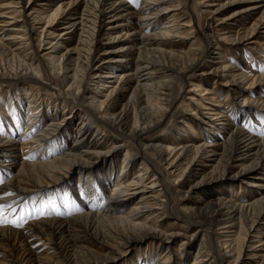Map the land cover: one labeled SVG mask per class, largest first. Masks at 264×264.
I'll list each match as a JSON object with an SVG mask.
<instances>
[{"label":"bare ground","instance_id":"6f19581e","mask_svg":"<svg viewBox=\"0 0 264 264\" xmlns=\"http://www.w3.org/2000/svg\"><path fill=\"white\" fill-rule=\"evenodd\" d=\"M129 2L0 0V171L15 174L6 184L0 180V207L14 215L43 197L46 205L60 210L22 228L2 224L0 216V264H80L81 257L89 258L83 264H117L124 248L142 243L148 244V253L131 264H237L258 257L263 263L264 128L250 131L246 126L252 119H264V97H249L264 76H250L232 64L222 41H246L264 58V44L254 40L264 28V11L235 35L219 36L211 21L225 6L219 0H137L136 7ZM192 2L200 14L192 11ZM258 8L221 20L238 15V22H244L243 14ZM184 17L189 20L181 24ZM104 20L108 27L102 31ZM194 34L201 43L174 49L177 38L185 41ZM65 37L71 46H65ZM106 40L118 45L104 49ZM198 71L203 77L188 93L196 88L199 93L183 105L185 86ZM211 74L214 91L206 93L202 83L208 84ZM10 81L20 82L16 93L10 92ZM222 83L227 94L243 93L239 103L222 105L215 87ZM90 84L94 89H88ZM41 86L56 98L41 94ZM10 93L12 102L2 103ZM114 97L119 107L112 104ZM50 102L68 113L60 119L48 114ZM180 104L211 134L209 141H198L195 128L178 114ZM47 116L45 126L34 133ZM75 119L82 123L76 125ZM71 127L79 136L59 147ZM88 135L92 139L86 141ZM121 151L124 157L118 161ZM136 166L140 171L131 177ZM199 175L190 191L206 200L205 208H189L186 199L172 207L182 180ZM215 180L253 183L260 193L233 198L228 193L232 187L225 185V191L207 200L202 186ZM173 215L177 218L171 228L196 224L209 232L210 242L203 239L196 255L186 242L168 253L176 237L184 235L179 228L159 230L160 219ZM220 230L227 235L215 242ZM252 233L258 241L248 242ZM22 245L23 260L16 254ZM160 247L166 252L160 253ZM182 250L185 255L179 254Z\"/></svg>","mask_w":264,"mask_h":264},{"label":"rangeland","instance_id":"374dc122","mask_svg":"<svg viewBox=\"0 0 264 264\" xmlns=\"http://www.w3.org/2000/svg\"><path fill=\"white\" fill-rule=\"evenodd\" d=\"M127 1H130L129 3H131L134 7L138 6L137 2H136L137 0H127ZM207 1H217V0H207ZM219 1H220V4H224L225 6L221 12V15L218 17V19L211 20L212 26L214 27V29L217 30L219 36H226L229 34L235 35L238 32V30L244 28L242 24H245L246 25L245 27H249L258 18V16H260L264 11V3L259 1V0H234V1L233 0H219ZM231 1H233V4L230 3ZM43 2H46V1H43ZM41 5H43V4H41ZM41 5L38 7H40V8L45 7V6H41ZM190 6H191V9L193 12L198 13V14L201 13L200 8L197 6V4L195 2H192V4ZM252 6L260 7V8H258L257 11L244 13L243 15H245V17H247V18H243L244 22H238V17H237L238 15H236L235 17H232L228 20H225V21L221 20L222 18L226 17L227 15L233 14V12H237V11L242 10V9H249ZM107 10H108V7H105L104 11H107ZM184 10L181 11L180 15L184 14V12H183ZM188 20L189 19H187V17H184L182 19V22H180V23L183 24V23H185V21H188ZM106 24H107V20H104V22H102V24H100V29L102 31H104V28L108 27ZM256 34L257 35L255 36V39H254L255 42L264 44V28H262L260 33H256ZM64 39H66V40H64L66 47L71 46L73 44V42L71 40H67L68 37H65ZM181 41L182 40H180L178 38L176 39L174 49H176V50L179 49V46L181 48L186 49V48L190 47L193 44V42H195V41L196 42L198 41L199 43H201V38L199 37V35L194 34L193 36L189 37V39L187 38L185 41H182V42ZM108 42L109 41L106 40L104 49L106 47L114 48L118 45L116 43L108 44ZM222 46H223V51L228 55L229 61L232 64L240 66L239 68H241L244 73L249 74L250 76H259V75L264 76V60H263L264 58H260V56L258 57V55L254 51H252L251 45H248V43L246 41L242 44H239V45H231V44H227V42L222 41ZM260 48L264 49V46H262ZM219 63L220 62L216 61L213 65L215 67H218ZM206 69H208V68H206ZM127 70L130 71L131 68H128ZM200 72L201 71L195 72L194 73L195 77L190 78L191 81H189L188 84H186V86H185L186 96L184 98L185 100L183 102V105H185L187 102H190L189 98L191 95H194V96L196 95V97H197V94L199 93L197 91L198 88H196L194 92H191L192 93L191 95L188 92L192 89L195 82L197 83L198 80H200L203 77L200 75L201 74ZM2 76L3 75L0 72V78H2ZM209 76L212 77L213 75L211 74ZM213 78L214 77H212L210 79L208 84L202 83L204 88L206 89V93L210 92L212 90L214 91V84H213L214 80H213ZM118 82L119 81H117L114 84V86H116L118 84ZM7 84L10 86V89H11L10 92L16 93L17 87H18L17 85L20 84V82L10 81ZM215 87H218L217 89H219L221 91V94H216V97H218V99L221 101L223 106L229 107V106H231V104L233 102H236V103L240 102L239 100H240V98H242L241 96L243 94V93H240L241 91H237L238 92L237 94L234 93V95H232L231 93L227 94L226 92H224L226 90L224 83L219 84V85L217 84ZM88 89L92 90V89H94V86L92 84H90V85H88ZM250 90H252V89H250ZM257 91H259V92H257ZM253 92L252 91L249 92V94H250L249 97H251V98L264 97V82H261L260 84L256 85L255 90ZM11 93L8 95L6 94L7 96L5 95L2 103L5 104V103H11L12 102V101H10ZM40 93L44 94L45 96H48L52 99L56 98L55 93L52 90L49 91V89H47L43 86L40 87ZM128 95H129V93L125 97H127ZM206 98H208V100H210L211 95H207ZM115 99H116V97H114V99L112 100V104H115L116 107H119V105H118L119 103H116ZM53 105H54V103L50 102L49 107L46 106L45 109L47 110L46 112H48V114H54V115H56V117L58 119H60L62 116L66 115L68 113L65 111L61 112L62 110L58 111L59 107L56 109L55 107H53ZM190 112L191 111H189L188 109H185L184 106H182V104H180V106L178 108V114L182 118L185 117L184 120H187L189 122V124L195 128V130L197 132V136L199 137L198 141H209L211 139V137H209L210 133L205 128L202 129V127H199L198 125L195 124V121H193V116H191ZM48 117L49 116H47L39 124V126L35 129L34 133H37L38 130H41L45 126V124L47 123V121L49 119ZM25 120H26V117H24V119L20 123V128L18 129L19 134L22 132V130L25 127ZM256 120L257 119H252V122L250 124H248L246 126V128H248L250 131H255L257 129V128L255 129V127L264 128V119H258L257 121ZM179 121L177 123H178V125H181L182 123H179ZM74 123H76V125H77V123H78V125H80L82 123V120L80 121V120L75 119ZM70 130H71L70 131L71 135L68 137V140H65V139L62 140L60 142L59 147H63L66 144L74 143L76 138L79 136L75 127H71ZM186 131H187L186 135L188 137H190L192 139V141L193 140L195 141V138H193L194 134L191 133V131H189V129H186ZM3 133H6V131H3ZM223 133H225V131ZM217 134L223 136V134H220L219 132ZM257 134H260V136H261L262 133L257 132ZM90 139H92L91 135L90 136L88 135L85 138L86 141H88ZM49 150H53V149L50 148ZM123 154H124V151H121L119 153L118 161H122V159L124 157ZM212 164H216V162L212 163ZM138 167L139 166H136L134 168V170L131 173V177H135L136 175H138V173L140 171L138 169ZM235 171L237 172L238 169H236ZM118 174H119V172H118ZM13 176H15V174H12V175L8 174L7 175V173L4 174L0 171V180L3 181L4 184H6L8 182V180ZM200 178H201V175L186 178L185 180L184 179L182 180V182H181L182 186L180 187L181 191H180L179 195L175 196L173 203H172V207H177V205H179L181 203V199H186L189 208L196 209V211H200V210H203L205 208L204 205L206 203V200L204 199L205 201L204 200L200 201L199 194L193 193L194 190L190 191L191 183L200 180ZM73 179H78V177H76V178L74 177ZM225 185L232 187L231 191L228 193L233 198L239 197L241 199H249L251 197L257 196L258 193H260V191H258V188H255L254 186H252L253 183H248V185H247V183H244V184L236 183L235 184V181H216L215 180L211 183L208 182V183L204 184V186H202V188L207 190L206 199L209 200L211 197L216 196L217 192L220 193V192L225 191L223 189V187ZM107 189H106V191L109 192L112 189L111 185ZM185 192L186 193L189 192L190 194L188 193V195H186ZM263 196H264V194L260 195V197H263ZM87 199H89V196H87L85 200H87ZM62 200L65 203L66 198L62 197ZM47 202H48L47 199L41 197L35 206L28 208L29 204H27V205L24 204L25 206L22 205L21 207H19L17 209L16 214H14V215L11 213H8V214L5 213L4 214L3 213V210H4L3 207H0V216H3L2 217V224L4 223V225H7V224L12 225V224L18 223L16 226H18L19 228H22V226H24L29 220H36L37 218L41 217L40 215L53 216L51 212L57 211L59 209L56 210V206L50 207V206L46 205ZM46 208L48 209V211H45ZM176 218H177L176 215H173V216H168L166 218L160 219L161 226L159 227V230L164 232V233H169L172 231V229L179 228V225L175 226L174 228H171L172 222H173V220L175 221ZM201 220L204 221V219H201ZM178 230H181V229L179 228ZM181 232H182L181 234H184V235H179L176 237V240L174 243H172L173 245H171V248L168 250V253L171 251L177 250L178 247L182 243L186 242L191 247V250H190L191 255H196L198 253V250H199L198 246L200 245V243L202 242L203 239L206 242H210L209 241V239H210L209 232H207L206 229L201 228L199 225L194 224L193 226L189 227V229H184V230L182 229ZM226 235L227 234H225L224 231L220 230L218 232V234H216L215 242L219 241V239H221V238H224ZM253 240H256V241L259 240V238H255V233L250 234V236L248 238V242H252ZM157 243L158 242L155 241V242L149 243V244L152 245V244H157ZM141 245H138V246L134 247L133 249L132 248L131 249L124 248V252H125L124 254L125 255L122 257H119V259L117 260L116 263L117 264H131L133 261L136 262L139 256L146 255L148 253L147 252L148 251L147 250L148 244H144L143 246H141ZM159 250H160V253L166 252V248L160 247ZM25 251H26V248L22 245L16 253L17 257L23 260L24 255H25ZM183 253H185V252L182 250V252H180L179 254H183ZM183 255H185V254H183ZM71 257L72 256H70L69 259ZM157 258H159V257H157ZM87 259H89V258L81 257V258L77 259V262H79L80 264H83ZM65 260H68V259H65ZM177 260H178V258L176 259V257H174V259L172 261L174 263H177L178 262ZM261 260L262 259L259 257L256 259H252V260H249L247 258H242L237 264H260V262H261V264H264V262L262 263ZM91 261L94 262L93 259ZM70 262L71 261H69V263ZM64 263L67 264L66 261H63V263H61V264H64ZM228 263L229 262H226V264H228ZM99 264H103V263H99ZM106 264H113V263L109 262Z\"/></svg>","mask_w":264,"mask_h":264},{"label":"snow or ice","instance_id":"6c2138e0","mask_svg":"<svg viewBox=\"0 0 264 264\" xmlns=\"http://www.w3.org/2000/svg\"><path fill=\"white\" fill-rule=\"evenodd\" d=\"M11 193H9V195H10Z\"/></svg>","mask_w":264,"mask_h":264}]
</instances>
